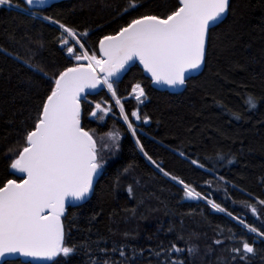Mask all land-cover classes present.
Returning <instances> with one entry per match:
<instances>
[{
    "label": "trees",
    "instance_id": "16d2710c",
    "mask_svg": "<svg viewBox=\"0 0 264 264\" xmlns=\"http://www.w3.org/2000/svg\"><path fill=\"white\" fill-rule=\"evenodd\" d=\"M134 2L135 9L130 0H64L33 12L20 0L0 6V186L18 180L11 160L56 75L77 63L60 25L97 55L101 37L178 7L177 0ZM135 84L143 103L130 95ZM114 89L135 135L113 103L103 121L92 115L96 104L111 102L104 91L81 101L82 127L93 138L112 128L120 135L114 152L97 145L92 195L62 218L63 246L73 252L50 264H264V0H230L225 19L208 32L202 71L182 92L153 89L135 65ZM249 95L255 108L245 103ZM134 110L141 120L131 119ZM184 185L200 198H188ZM243 242L254 252L235 251Z\"/></svg>",
    "mask_w": 264,
    "mask_h": 264
},
{
    "label": "snow or ice",
    "instance_id": "6c2138e0",
    "mask_svg": "<svg viewBox=\"0 0 264 264\" xmlns=\"http://www.w3.org/2000/svg\"><path fill=\"white\" fill-rule=\"evenodd\" d=\"M25 2L33 4V0ZM228 4L229 0H179V7L166 17L145 15L133 19L115 35L100 39V58L95 53L89 54L74 31L60 25L78 45L77 49L68 46L67 39L63 40L68 55L74 57L77 64L55 78V86L43 102L34 130L26 135L27 146L10 165L15 172L26 174V178H22L20 183L8 180L0 187L2 264H16L8 259L16 255L51 259L61 254L67 257L73 252L72 248L63 246L61 217L65 202L68 198L84 199L101 167L97 160L96 141L81 127V100L91 94L86 89L106 87L116 97L115 80L112 78L134 60H139L156 84L169 87L185 85L187 74L200 69L205 57L208 30L224 16ZM0 6L11 7L12 0H0ZM129 7H137L134 0H130ZM132 95L139 103L146 98L140 84L133 86ZM115 103L135 135L133 123L129 122L120 99L117 98ZM245 103L249 109L256 107L251 95L247 96ZM95 107L107 111L101 109L99 103ZM92 115L96 116L97 112ZM131 117L141 120L138 111H132ZM148 122L149 118L144 116L143 123ZM179 183L183 184V181ZM184 190L188 198H200V194L190 186L184 185ZM208 203L214 209L224 211L213 201ZM248 230L258 231L254 227ZM259 235L264 236V233ZM173 249L180 251L175 246ZM235 251L247 254L253 253L254 249L243 242L242 249Z\"/></svg>",
    "mask_w": 264,
    "mask_h": 264
},
{
    "label": "water",
    "instance_id": "95a60500",
    "mask_svg": "<svg viewBox=\"0 0 264 264\" xmlns=\"http://www.w3.org/2000/svg\"><path fill=\"white\" fill-rule=\"evenodd\" d=\"M20 1L24 4L25 8H26L28 11L33 12V11L41 10V9L46 8V7H48V6H50V5L54 4V3H57V2H60V1H64V0H42V2H41V0H33V4H32V5H27L26 2H25V0H20ZM177 1H178V7H179V0H177ZM229 3H230V0H229ZM228 6H229V4H228ZM227 12H228V8H227V11H226V13L224 14V16H223L220 20H218L215 24H213V25L209 28V30H210L211 28L217 26L218 24H220V23L225 19L226 15H227ZM125 26H127V25H125ZM125 26H124V27H125ZM122 28H123V27H122ZM209 30H208V32H209ZM119 31H120V29H119L116 33H118ZM116 33L111 34V35H115ZM106 36H107V35H106ZM103 37H104V36H103ZM103 37H101L100 39H102ZM207 37H208V33H207V36H206L205 52H206V46H207ZM100 39L97 41V44H96V53H97V56H98L99 58H100L101 55H102L101 52H100V49H99V41H100ZM204 59H205V57H204ZM76 64H77V63H76ZM76 64L71 65V66H68V67H66L65 69L61 70L60 72L66 70V69L69 68V67H73V66H75ZM134 65L137 66V67L141 70L142 75H143L144 77H146V78L149 80L150 87H152L153 89H155V90H157V91L168 92V93H170V94H177V93L182 92L183 89L185 88L186 82H185V85H183V86H181V87H169V86H167V85H163V84H156V83L153 81V79H152V77H151V74L148 73V72L144 69V66L139 62V60H134V61L130 62L128 65L125 66V69H124V70H122V71H121L116 77H113L112 79L115 80V83L120 82L121 79L123 78V76H124V75L128 72V70H129L132 66H134ZM203 66H204V61H203V63H202V65H201V67H200L199 70H197V71H193V72L187 74L186 81H187L189 78L194 77V76H197L198 74H200V72H201L202 69H203ZM60 72H59V73H60ZM59 73L56 75V77L59 75ZM100 75H101V77L103 76V74H100ZM56 77H55V78H56ZM54 80H55V79H54ZM54 86H55V85H54V82H53V85H52L51 89L54 88ZM50 91H51V90H50ZM50 91H49L48 95L50 94ZM101 91H103V87H102V88L95 89V90H87V89H86V92L91 93V94H89V95H87V96H93V95H96V94L100 93ZM46 97H47V96H46ZM46 97H45L44 101L46 100ZM82 100H83V99H82ZM82 100H81V101H82ZM44 101H43V102H44ZM41 109H42V108H41ZM81 117H82V106H81L80 121H81ZM146 124H147V123H146ZM34 126H35V125H34ZM81 127H82V123H81ZM82 128H83V127H82ZM83 129H84V128H83ZM32 130H34V127L32 128ZM32 130H30V131H32ZM84 130H85V129H84ZM85 131H87V130H85ZM87 132H88V131H87ZM88 133H89V132H88ZM89 134H90V133H89ZM90 135H91V134H90ZM91 136H92V135H91ZM93 139H94V138H93ZM26 146H27V143H26V139H25V146H24V147H26ZM24 147H23V148H24ZM23 148H22V149L17 153V155L11 160V162H10V164H9V168H8L9 173L12 174V175H14L16 178H18V180H16L18 183L21 182V179H22V178H26V174L15 172L14 170L11 169L10 165H11V163L13 162V160H15V159H17V158L19 157V153L22 152ZM99 173H100V169H98L97 174L93 177L92 188H91L90 192L88 193V195H87L84 199H82V200H74V199H72V198H68V199L66 200V202H65L64 214H63V216L61 217V222H62V218H63V217L65 216V214H66L67 208H69V207H75V206L81 205V204H83L84 202H86V201L91 197L92 192H93V189H94V186H95V184H96V182H97V179H98V177H99ZM10 180H15V179H10ZM6 182H7V181H6ZM6 182H5V183H6ZM5 183H4V184H5ZM4 184H3V185H4ZM3 185H1L0 187H2ZM62 225H63V223H62ZM63 233H64V228H63ZM63 243H64V236H63ZM58 256H59V255H58ZM58 256L53 257V258H51V259H47V258H44V257L28 258V257H22V256H19V255H16V256H11V257H9L8 259H10V260H18V261H20L21 263H25V264H50V263L54 262V261L57 259ZM0 264H2V262H0Z\"/></svg>",
    "mask_w": 264,
    "mask_h": 264
},
{
    "label": "rangeland",
    "instance_id": "374dc122",
    "mask_svg": "<svg viewBox=\"0 0 264 264\" xmlns=\"http://www.w3.org/2000/svg\"><path fill=\"white\" fill-rule=\"evenodd\" d=\"M63 32H64V29L63 28H60ZM66 39L69 41V42H72L73 43V46L76 47L78 49V45L74 44L73 40L71 37H68L66 35ZM77 39L80 40L81 42V35L77 34ZM90 55L92 53H89ZM97 58H99L97 56ZM76 61V60H75ZM77 62V61H76ZM80 63H86V61H81ZM131 96L132 95V90H131V93H130ZM111 103L112 102H105L104 104H100L101 105V109H106L107 111L104 112V111H100V110H97V119H99L100 121H103L105 119V117L107 116V114L110 113V106H111ZM96 106V105H95ZM96 108V107H95ZM134 111H137V110H134ZM131 116V115H130ZM102 117V118H101ZM122 118V117H121ZM131 119H134L133 117H131ZM123 120V119H122ZM128 124V122H126V125ZM129 129V128H128ZM131 134H133V131L131 129ZM119 135L120 133L115 129V128H112L110 129L107 133H105V135H102V136H94V140L96 141V148H97V145L100 146L104 151H110V152H114L117 148V144H118V140H119ZM93 137V136H92ZM101 169V167H100Z\"/></svg>",
    "mask_w": 264,
    "mask_h": 264
},
{
    "label": "built area",
    "instance_id": "2783aa9c",
    "mask_svg": "<svg viewBox=\"0 0 264 264\" xmlns=\"http://www.w3.org/2000/svg\"><path fill=\"white\" fill-rule=\"evenodd\" d=\"M104 91L110 97V100L116 105V103H115L116 98L111 95V93L107 90L106 87H104ZM116 108H117L119 114L121 115V113H120V107L118 105H116ZM121 117L123 118L122 115H121Z\"/></svg>",
    "mask_w": 264,
    "mask_h": 264
}]
</instances>
